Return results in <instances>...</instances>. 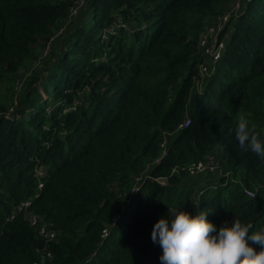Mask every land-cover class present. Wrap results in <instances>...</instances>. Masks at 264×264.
Instances as JSON below:
<instances>
[{
	"label": "trees",
	"instance_id": "1",
	"mask_svg": "<svg viewBox=\"0 0 264 264\" xmlns=\"http://www.w3.org/2000/svg\"><path fill=\"white\" fill-rule=\"evenodd\" d=\"M73 1L0 0V82L39 59ZM233 1L88 0L19 101L0 94V264H161L153 226L168 205L195 214L184 181L214 151L223 173L199 209L217 230L235 215L264 224V165L233 132L240 114L264 128V0L228 22L213 74L195 85L206 22ZM27 199L58 240L23 213L8 219Z\"/></svg>",
	"mask_w": 264,
	"mask_h": 264
},
{
	"label": "clouds",
	"instance_id": "2",
	"mask_svg": "<svg viewBox=\"0 0 264 264\" xmlns=\"http://www.w3.org/2000/svg\"><path fill=\"white\" fill-rule=\"evenodd\" d=\"M236 150L251 151L264 165V128L240 114L234 118ZM195 214L183 205L169 206L153 226L151 239L159 243L161 264H264V224L244 223L235 215L231 224L217 226L208 211L195 204ZM258 246V247H254Z\"/></svg>",
	"mask_w": 264,
	"mask_h": 264
},
{
	"label": "built area",
	"instance_id": "3",
	"mask_svg": "<svg viewBox=\"0 0 264 264\" xmlns=\"http://www.w3.org/2000/svg\"><path fill=\"white\" fill-rule=\"evenodd\" d=\"M250 0H234L230 8L224 13L212 17L209 19V22H206L204 31L200 37V46L204 52L205 60L200 65L199 75L200 79L196 81L197 90H201L203 79L210 77L215 70V62L222 56L224 49L226 47L225 38L222 39L221 36L226 28L228 22L232 19L238 17L240 13L244 10V7L247 2ZM88 0H74L73 5L69 8L68 16L61 23L59 30L57 31L54 41L59 40L65 32L63 23H70L73 20V17H76L78 12L81 11L84 6L87 4ZM120 23L118 19L112 27L105 31L104 36L107 37L110 33L113 32L116 26ZM53 41V42H54ZM53 44V43H52ZM52 44L47 45L43 50L48 51V54L52 52ZM46 55V54H45ZM47 56V55H46ZM27 79V73L20 72L17 75V80L15 83L21 84L25 83ZM13 109V108H11ZM190 123L189 117L186 118L184 122L179 125V129L188 126ZM164 146V145H163ZM166 154V146L164 147L162 157ZM160 157L159 159H161ZM158 159V160H159ZM156 160V161H158ZM189 176L197 174H217L221 175V157L218 151L212 152L204 160L192 165L188 169ZM250 196H255L254 192H247ZM31 201L29 199L22 201L14 210L13 214L8 219H13L16 215L23 213L24 218L28 221L30 226H32L37 233L44 238L47 242L56 241L60 236V231L54 228L43 215L34 213L30 210ZM48 256H51L50 254ZM43 264V263H38Z\"/></svg>",
	"mask_w": 264,
	"mask_h": 264
},
{
	"label": "rangeland",
	"instance_id": "4",
	"mask_svg": "<svg viewBox=\"0 0 264 264\" xmlns=\"http://www.w3.org/2000/svg\"><path fill=\"white\" fill-rule=\"evenodd\" d=\"M86 13H84L85 15ZM82 13V16H81V19L85 18ZM75 17H73V21L70 22L69 24L68 23H63V30L65 33H68L69 31V28L70 27H73V25L75 24L74 22H76L74 20ZM77 20L80 21V18H77ZM207 22H209V19L207 20ZM64 36L60 37L59 40H56L53 42L52 44V51L55 50V48L57 47V44L63 39ZM43 49V48H42ZM40 49V52H39V59L38 60H33L31 62H29L27 64V66H25L26 69H23V70H27L26 72H23V73H27V79H26V82L25 83H21V84H17L15 83L14 81L10 80V79H5L2 80L0 82V94L4 97L6 96L8 99H9V95H10V98L15 100V102L17 103L19 101V96L21 95V93L26 89L24 88L26 86V83L28 81V77L30 76L31 74V71L33 70V68L37 65V64H40V67H43L44 65V62L46 61V59L51 55V53L48 54V51L46 50H42ZM47 56H46V55ZM14 82V83H13ZM198 100V97L196 98V101ZM190 108L192 109V107L190 106ZM217 176V174H211V173H206V174H197V175H190L189 176V179L188 181L192 183H194V185H200L199 187L195 188L194 189V185L192 186L193 188H188V183L186 184V187L188 189L191 190L192 192V201H193V204H196L198 203L197 202V197H198V192L204 187L206 186L207 184H213L214 181H215V177ZM214 179V180H213ZM162 182H165V181H162ZM203 185V186H202ZM196 206V205H195ZM197 207V206H196Z\"/></svg>",
	"mask_w": 264,
	"mask_h": 264
},
{
	"label": "crops",
	"instance_id": "5",
	"mask_svg": "<svg viewBox=\"0 0 264 264\" xmlns=\"http://www.w3.org/2000/svg\"><path fill=\"white\" fill-rule=\"evenodd\" d=\"M188 179H189V177H188ZM188 179H187L186 181H184L185 185L188 183V187L193 188L192 186L194 185V183L191 184V182H189ZM214 179H215V181H214L213 184H207L206 186H213V185L218 181L217 176H216ZM214 179H213V180H214ZM194 186H195V187H194V189H195V188L199 187L200 185H194ZM202 186H203V185H202ZM206 186H204V187H206ZM204 187H203V188H204ZM194 213H195V212H194Z\"/></svg>",
	"mask_w": 264,
	"mask_h": 264
}]
</instances>
